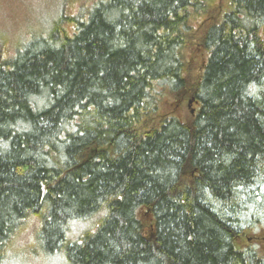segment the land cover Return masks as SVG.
Here are the masks:
<instances>
[{
  "label": "trees",
  "instance_id": "obj_1",
  "mask_svg": "<svg viewBox=\"0 0 264 264\" xmlns=\"http://www.w3.org/2000/svg\"><path fill=\"white\" fill-rule=\"evenodd\" d=\"M93 6L0 60V264H264V0Z\"/></svg>",
  "mask_w": 264,
  "mask_h": 264
},
{
  "label": "rangeland",
  "instance_id": "obj_2",
  "mask_svg": "<svg viewBox=\"0 0 264 264\" xmlns=\"http://www.w3.org/2000/svg\"><path fill=\"white\" fill-rule=\"evenodd\" d=\"M101 1L105 2V0H0V60L7 59L15 52L20 42L27 41L38 33H47L59 14L64 19L63 25L66 28L70 23L73 24L80 14ZM223 1L220 0L221 3ZM210 11L213 10L209 9V14L205 17L213 16ZM213 12L215 14V10ZM203 19L204 17L200 18L199 25ZM195 108L196 106H193L191 109ZM262 192L264 194V190ZM27 222L29 224L24 226L17 239L14 240L15 236L14 242H10L7 248V261L4 264H64L59 254L49 258L38 250L35 237L38 221L29 216ZM87 227L89 228L87 225L80 227L73 224L68 235L72 236V239L77 238L82 229ZM262 229L264 227L255 233H248L249 237L257 239L256 237L262 234L261 237L264 238ZM261 244L264 246V240ZM56 259L58 263L54 262Z\"/></svg>",
  "mask_w": 264,
  "mask_h": 264
}]
</instances>
